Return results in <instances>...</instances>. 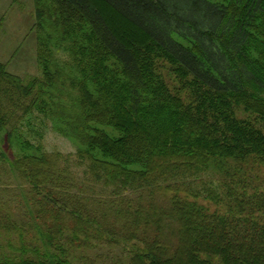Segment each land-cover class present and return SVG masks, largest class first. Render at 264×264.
Here are the masks:
<instances>
[{"label":"trees","instance_id":"trees-1","mask_svg":"<svg viewBox=\"0 0 264 264\" xmlns=\"http://www.w3.org/2000/svg\"><path fill=\"white\" fill-rule=\"evenodd\" d=\"M102 1L139 38H117L96 0H36L41 77L27 83L0 61V131L22 151L17 167L42 171L52 158L23 135L41 116L114 192L167 186L168 207L111 204L108 213L98 198L92 210L63 203L84 238L74 233L71 248L46 243L36 255L0 250V264H96L80 248L93 239L132 242L127 264H264V189L249 191L248 176L251 164L264 168V0ZM240 108L255 117H239Z\"/></svg>","mask_w":264,"mask_h":264},{"label":"rangeland","instance_id":"rangeland-1","mask_svg":"<svg viewBox=\"0 0 264 264\" xmlns=\"http://www.w3.org/2000/svg\"><path fill=\"white\" fill-rule=\"evenodd\" d=\"M96 1L105 11L117 38L127 43H130L134 37L139 38L140 34L137 30L124 23L123 19L109 9L102 0ZM152 19L158 25L161 24L156 18L152 17ZM36 23V0H0V61L7 65L9 72L20 76L27 83L41 77V68L37 63ZM159 62L167 84L169 83L172 89L179 88L174 74L168 72V64L164 61ZM182 96L186 100L187 94L183 92ZM237 115L255 117V114L244 112L242 108L237 110ZM32 122L33 127L27 124L23 126V135L50 155L52 159L49 164L54 167L57 179L49 182L46 178L48 176L46 168L50 165H42V171H37L36 165L20 162L22 165L18 164V168L14 159L16 154L20 152L22 154V151L14 147L10 148L0 131V250L9 252L15 247L25 246L27 250L25 254L31 252L36 255L37 252L50 248L49 246L56 248L63 242L71 248L70 239L77 236L74 233H79L81 238H84L85 234L70 214L71 209L62 208L63 203H69L73 208H80L82 202L92 210L89 208V204H92L90 201L98 198L101 204L97 207L102 210H108L111 204L115 209L121 205L134 208L141 202L145 205L153 204V207H168V197L171 192L168 191L167 186L156 187L153 191L124 190L118 194L113 191L112 186H107L93 175L94 167L90 160L80 158L78 155V144L58 133L51 121L36 116ZM259 125L264 130V122H259ZM37 130L42 131V137L36 133ZM251 166L248 170L249 191L264 189V168L256 162ZM208 175H211L216 182L220 178L214 170ZM60 183V186L55 185ZM221 196L224 197L225 194L222 192ZM188 199L204 204L211 212L230 213L229 207L224 203L216 204L205 197H188ZM112 210L106 212L111 213ZM258 215L264 219V211ZM148 233L154 235V231ZM43 234H48L51 240L46 241ZM81 242L82 252L87 254L89 259L94 258L96 264H122L120 259L127 264L126 252L133 248L132 242L106 244L93 239L91 246L89 243ZM46 243L49 246H46Z\"/></svg>","mask_w":264,"mask_h":264}]
</instances>
